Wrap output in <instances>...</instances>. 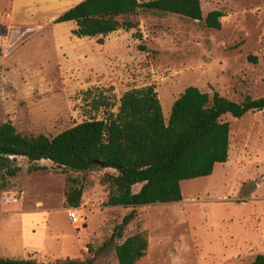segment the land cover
<instances>
[{
  "label": "rangeland",
  "instance_id": "1",
  "mask_svg": "<svg viewBox=\"0 0 264 264\" xmlns=\"http://www.w3.org/2000/svg\"><path fill=\"white\" fill-rule=\"evenodd\" d=\"M79 1L0 0V123L56 134L106 118L124 91L145 86L154 87L165 118L187 86L236 102L264 95V0H200L203 17L222 12L218 29L139 10L129 17L135 28L91 37L75 36L73 21L54 22ZM100 97L111 105L95 107ZM223 120L227 160L208 176L181 181L178 202L109 206L100 178L112 168L77 172L41 159L35 170L17 157L19 171L0 189V257L48 264L96 254L92 264H117L115 245L140 230L148 247L135 264H247L264 254V110ZM66 177L83 187L81 226L67 218ZM4 192H15L19 204L4 205ZM133 210L122 237L104 244Z\"/></svg>",
  "mask_w": 264,
  "mask_h": 264
},
{
  "label": "trees",
  "instance_id": "2",
  "mask_svg": "<svg viewBox=\"0 0 264 264\" xmlns=\"http://www.w3.org/2000/svg\"><path fill=\"white\" fill-rule=\"evenodd\" d=\"M139 10L175 13L203 20L210 28L220 27L219 10L202 16L200 0H80L54 22L73 21L77 37L105 36L118 29L137 26L130 19ZM101 40V39H99ZM95 107L111 105L105 98L93 99ZM264 110V95L246 93L236 102L218 91L208 93L187 86L174 100L164 117L153 86L132 88L123 92L115 113L103 119H88L56 134H25L10 121L0 123V189L19 171L17 157L32 163L50 160L65 170L83 172L93 168H112L100 182L106 184L109 206L135 207L182 200L180 182L212 173L215 163L227 160L229 124L225 113L241 117L247 111ZM96 160L103 161L100 165ZM64 206L78 207L83 187L78 180L66 177ZM139 184L137 191L132 187ZM136 216L124 215L104 244L122 237L124 227ZM146 230L137 231L115 245L117 264H135L146 255ZM96 254L84 259L65 258L48 264H92ZM0 264H28L15 258H1ZM43 264V263H39ZM247 264H264V254H257Z\"/></svg>",
  "mask_w": 264,
  "mask_h": 264
},
{
  "label": "built area",
  "instance_id": "3",
  "mask_svg": "<svg viewBox=\"0 0 264 264\" xmlns=\"http://www.w3.org/2000/svg\"><path fill=\"white\" fill-rule=\"evenodd\" d=\"M4 192L2 197V203L7 206H16L19 203V198L16 193ZM67 217L71 224L74 226H81L84 223V218L82 213L77 207H69L66 209Z\"/></svg>",
  "mask_w": 264,
  "mask_h": 264
},
{
  "label": "water",
  "instance_id": "4",
  "mask_svg": "<svg viewBox=\"0 0 264 264\" xmlns=\"http://www.w3.org/2000/svg\"><path fill=\"white\" fill-rule=\"evenodd\" d=\"M96 162L97 163H99L100 165H103V161H99V160H96ZM29 264H38V263H36V262H30Z\"/></svg>",
  "mask_w": 264,
  "mask_h": 264
},
{
  "label": "crops",
  "instance_id": "5",
  "mask_svg": "<svg viewBox=\"0 0 264 264\" xmlns=\"http://www.w3.org/2000/svg\"><path fill=\"white\" fill-rule=\"evenodd\" d=\"M13 193H15V192H13ZM18 204H19V203H18ZM18 204H17V205H18ZM17 205H16V206H17ZM67 218H68V217H67ZM68 220H69V219H68Z\"/></svg>",
  "mask_w": 264,
  "mask_h": 264
}]
</instances>
